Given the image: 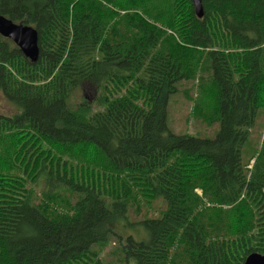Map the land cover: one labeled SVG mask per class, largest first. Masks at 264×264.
I'll list each match as a JSON object with an SVG mask.
<instances>
[{
  "label": "trees",
  "instance_id": "16d2710c",
  "mask_svg": "<svg viewBox=\"0 0 264 264\" xmlns=\"http://www.w3.org/2000/svg\"><path fill=\"white\" fill-rule=\"evenodd\" d=\"M140 1L0 0V15L36 29L39 46L31 63L0 36V92L15 109L0 114V264H105L111 242L106 264H168L179 242L185 258L171 264L264 255V149L250 174L241 158L264 107V0H201V19L191 0ZM163 25L177 39L170 50ZM200 59L216 89L213 140L168 126L169 100ZM38 138L96 150L113 177L88 183L45 159ZM131 185L161 202L158 218L132 220Z\"/></svg>",
  "mask_w": 264,
  "mask_h": 264
},
{
  "label": "rangeland",
  "instance_id": "374dc122",
  "mask_svg": "<svg viewBox=\"0 0 264 264\" xmlns=\"http://www.w3.org/2000/svg\"><path fill=\"white\" fill-rule=\"evenodd\" d=\"M115 3L120 4L121 0H114ZM87 5L90 0H85ZM147 9H151L158 5H163L161 0H141L139 3ZM66 6V5H65ZM70 6L69 2L67 7ZM165 17V15H164ZM112 19L109 15L106 22ZM161 40L163 47L166 50L172 48V40H177L174 34L170 31L168 25L160 26ZM167 36V37H166ZM199 68L196 71L188 70L186 66L187 79L182 81L179 85V92L171 96L167 107V119L170 132L175 135H189L196 139L213 140L221 129V123L217 120V100L216 89L208 75V65L203 59L199 61ZM15 80H18L15 77ZM86 103H92L94 96L92 93L82 94ZM74 103L81 102L80 93H76L72 98ZM15 109L9 104L0 92V114L11 115ZM258 117L254 126L251 128L250 136L243 148L242 163L248 174L252 173L255 168V163H259L262 159L259 153L264 149V107L258 111ZM41 144L43 151H45V159L50 162V159L59 160L61 164L67 166V170L71 169L82 178H86L88 183H92L95 177H102L103 175L112 176L107 167L104 157L96 150L83 145L65 146L48 141L37 139ZM10 173V168L8 169ZM42 179L40 182H44ZM105 190L118 194L121 192L120 188L114 189L109 184L106 185ZM32 187V185H31ZM38 187V185H37ZM44 187V186H40ZM113 189V190H112ZM40 192H43L41 189ZM202 196L201 191H198ZM39 194V193H38ZM130 203V217L134 221L143 220L146 218H158L163 211V206L160 201L153 198L142 197L136 186L129 187V194L127 195ZM50 209L57 210L59 203L53 201L49 204ZM59 212V211H58ZM116 244L111 242L103 253L101 254L102 261L106 264L107 261H114L116 258L113 255ZM185 246L179 242L170 254L169 263L175 262L180 258H185ZM107 260V261H106ZM187 264V259L184 260Z\"/></svg>",
  "mask_w": 264,
  "mask_h": 264
},
{
  "label": "water",
  "instance_id": "95a60500",
  "mask_svg": "<svg viewBox=\"0 0 264 264\" xmlns=\"http://www.w3.org/2000/svg\"><path fill=\"white\" fill-rule=\"evenodd\" d=\"M198 18L203 17L201 0H191ZM0 35L12 40L21 53L32 63L39 59L38 33L36 29L27 25H17L12 20L0 15ZM244 264H264V255L253 253Z\"/></svg>",
  "mask_w": 264,
  "mask_h": 264
},
{
  "label": "bare ground",
  "instance_id": "6f19581e",
  "mask_svg": "<svg viewBox=\"0 0 264 264\" xmlns=\"http://www.w3.org/2000/svg\"><path fill=\"white\" fill-rule=\"evenodd\" d=\"M191 2H192V1H191ZM192 4H193V2H192ZM193 6H194V4H193ZM202 7H203V6H202ZM194 10H195V7H194ZM195 14H196V12H195ZM2 16H3V15H2ZM196 16H197V15H196ZM203 16H204V12H203ZM202 18H203V17H202ZM200 19H201V18H200ZM10 20H11V19H10ZM15 24H17V23H15ZM17 25H23V24H17ZM0 36H1V35H0ZM2 37H3V36H2ZM3 38H4V37H3ZM6 39H7V38H6ZM9 40H10V39H9ZM11 41H12V40H11ZM12 42H13V41H12ZM13 43H14V42H13ZM14 44H15V43H14ZM18 49H19V48H18ZM23 56H24V55H23ZM24 57H25V56H24ZM25 58L28 59L27 57H25ZM28 60H29V59H28ZM29 61H30V60H29ZM30 62H31V61H30ZM31 63H32V62H31ZM252 254H253V253H252ZM258 254H259V253H258ZM250 255H251V254H250ZM250 255H249V256H250ZM261 255H262V254H261ZM249 256H248V257H249ZM248 257H247V258H248ZM247 258H246V259H247ZM245 261H246V260H245ZM244 263H245V262H244Z\"/></svg>",
  "mask_w": 264,
  "mask_h": 264
}]
</instances>
